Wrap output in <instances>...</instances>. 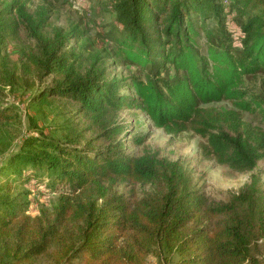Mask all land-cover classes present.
<instances>
[{
    "label": "trees",
    "instance_id": "obj_1",
    "mask_svg": "<svg viewBox=\"0 0 264 264\" xmlns=\"http://www.w3.org/2000/svg\"><path fill=\"white\" fill-rule=\"evenodd\" d=\"M29 1L0 0V79L29 91L36 113L55 106L60 138L31 117L38 133L0 166V264H264V188L253 173L264 129L243 119L257 109L264 118V101L244 90L264 75V0H111L107 37L115 65L134 70L126 78L109 74L88 30L56 27ZM22 33L32 50L4 59L6 40ZM123 110L168 136L192 133L200 160L249 180L228 202L207 198L180 160L128 152ZM19 121L0 102V148ZM28 170L66 189L35 217L15 191Z\"/></svg>",
    "mask_w": 264,
    "mask_h": 264
},
{
    "label": "rangeland",
    "instance_id": "obj_2",
    "mask_svg": "<svg viewBox=\"0 0 264 264\" xmlns=\"http://www.w3.org/2000/svg\"><path fill=\"white\" fill-rule=\"evenodd\" d=\"M31 11L46 10L50 15V21L56 27L68 29L77 26L79 30H88L92 51H100L102 55H107L105 59L108 65L109 74L118 78H126L134 70L129 67L115 65V57L113 50L108 41V32L114 24L115 15L111 0H30L27 4ZM33 42H31L25 34H20L17 40L8 39L3 45L1 55L10 62H16L24 53L32 50ZM12 64L8 63V66ZM136 76H139L136 74ZM51 77H48L43 85H50ZM244 90L264 101V75H257L245 79ZM123 94H130L128 88L121 90ZM29 91L20 87H11L4 85L0 79V102L1 104L12 106L14 112L19 117V123L14 124L7 130L8 146L0 148V166L5 164L12 151H16L24 137L37 134L29 126V118L36 119L38 130L47 133L54 138H60V131L56 127L61 123L57 110L48 109L43 113L36 111L29 106ZM213 106H223L231 108L229 103L215 104ZM120 117L125 121L128 127L126 134V145L128 152L132 155H140L144 150L153 152L161 157L170 160H180L184 166L192 172L197 184V188L207 197L218 202H228L231 196L235 194L248 180L249 174L238 175L234 178L229 177L227 169L216 165L212 161H202L199 157L198 145L200 139L192 133H182L177 136H168L161 129H156L147 117L140 111L123 110ZM243 119L255 126L264 129V118L258 109L253 114L243 113ZM144 136L140 145L133 144V137ZM259 173L260 183L264 188V161H261L253 173ZM31 170L24 171L22 178L29 176L28 182H21L19 186L14 184L15 191L27 193L25 200L28 203L27 215L35 217L39 215L42 209L49 212L55 204L57 196L65 191V187L58 186L55 188L48 187L47 181L43 183L33 177ZM5 178H2V181ZM10 180V179H9ZM1 184V181H0ZM176 258L172 259L174 264ZM146 264H158L156 258L148 257Z\"/></svg>",
    "mask_w": 264,
    "mask_h": 264
}]
</instances>
